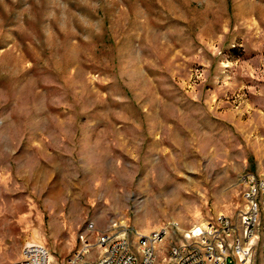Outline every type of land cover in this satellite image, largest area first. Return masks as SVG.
<instances>
[{
	"label": "rangeland",
	"instance_id": "rangeland-1",
	"mask_svg": "<svg viewBox=\"0 0 264 264\" xmlns=\"http://www.w3.org/2000/svg\"><path fill=\"white\" fill-rule=\"evenodd\" d=\"M247 173L264 0H0V264L39 244L66 264L90 221L168 226L165 264L194 225L239 219Z\"/></svg>",
	"mask_w": 264,
	"mask_h": 264
},
{
	"label": "built area",
	"instance_id": "built-area-1",
	"mask_svg": "<svg viewBox=\"0 0 264 264\" xmlns=\"http://www.w3.org/2000/svg\"><path fill=\"white\" fill-rule=\"evenodd\" d=\"M244 207L239 219L220 213L204 224L194 225L185 238L171 247L172 260L165 264H255L254 257L247 258L245 237L256 230L255 245L261 236V262L264 264V177L247 173L243 176ZM109 230L97 233L95 222H89L79 236V243L67 258L66 264H85L88 255L95 253L94 264H155L159 254L156 230L140 231L132 226L114 222ZM255 253H256V247ZM23 259L11 264H51L49 252L42 245H26Z\"/></svg>",
	"mask_w": 264,
	"mask_h": 264
},
{
	"label": "bare ground",
	"instance_id": "bare-ground-1",
	"mask_svg": "<svg viewBox=\"0 0 264 264\" xmlns=\"http://www.w3.org/2000/svg\"><path fill=\"white\" fill-rule=\"evenodd\" d=\"M191 230V228L189 229V231ZM187 231V232H189ZM250 234L247 235L245 237V241H244V247H245V252H247V258L250 257H254L255 256V238H257V232L256 230H249ZM156 235H157V241H159V248L160 245L165 241L164 237V229H159L156 230ZM176 242H174V244H172L170 246V248L168 249V254L164 257L165 258V262H169L170 260H172V250L171 247H175ZM40 246V244H39ZM51 257V255H50ZM158 262V254L155 258V264H157ZM85 264H94L92 259H85Z\"/></svg>",
	"mask_w": 264,
	"mask_h": 264
},
{
	"label": "crops",
	"instance_id": "crops-1",
	"mask_svg": "<svg viewBox=\"0 0 264 264\" xmlns=\"http://www.w3.org/2000/svg\"><path fill=\"white\" fill-rule=\"evenodd\" d=\"M160 264H162V263H160Z\"/></svg>",
	"mask_w": 264,
	"mask_h": 264
}]
</instances>
